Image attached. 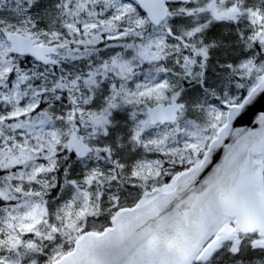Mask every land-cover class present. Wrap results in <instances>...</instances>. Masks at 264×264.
<instances>
[{
	"label": "snow or ice",
	"instance_id": "obj_1",
	"mask_svg": "<svg viewBox=\"0 0 264 264\" xmlns=\"http://www.w3.org/2000/svg\"><path fill=\"white\" fill-rule=\"evenodd\" d=\"M261 105L264 0H0V264H264Z\"/></svg>",
	"mask_w": 264,
	"mask_h": 264
},
{
	"label": "water",
	"instance_id": "obj_2",
	"mask_svg": "<svg viewBox=\"0 0 264 264\" xmlns=\"http://www.w3.org/2000/svg\"><path fill=\"white\" fill-rule=\"evenodd\" d=\"M261 107L264 108V105H261ZM247 126H251V125L249 124V125H247Z\"/></svg>",
	"mask_w": 264,
	"mask_h": 264
}]
</instances>
